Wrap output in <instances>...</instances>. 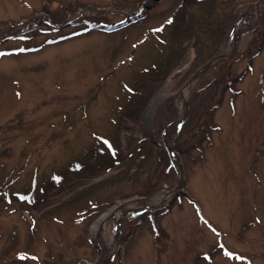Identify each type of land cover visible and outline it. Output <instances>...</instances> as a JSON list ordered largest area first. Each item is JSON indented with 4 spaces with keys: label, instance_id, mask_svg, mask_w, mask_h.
Instances as JSON below:
<instances>
[{
    "label": "rangeland",
    "instance_id": "1",
    "mask_svg": "<svg viewBox=\"0 0 264 264\" xmlns=\"http://www.w3.org/2000/svg\"><path fill=\"white\" fill-rule=\"evenodd\" d=\"M206 5L0 0V264H264V0Z\"/></svg>",
    "mask_w": 264,
    "mask_h": 264
},
{
    "label": "trees",
    "instance_id": "2",
    "mask_svg": "<svg viewBox=\"0 0 264 264\" xmlns=\"http://www.w3.org/2000/svg\"><path fill=\"white\" fill-rule=\"evenodd\" d=\"M205 1L207 2V5H206L205 11H204V15H203L204 17L203 18H205L206 21H204V23H203L202 26H200V30H201V28L203 26H204V28H206L207 25L212 24L211 23V20L212 19H214V18H219L220 19L221 17H220L219 11L223 8V6H226L230 2V0H205ZM225 14H227V13H225ZM201 22H203V21L201 20ZM145 142L148 143V142H151V140L146 139L143 142L142 141H139V145H141L142 147H144V145L146 146ZM137 148H139V146L138 147L137 146L135 147L136 150H137ZM135 149H132V148L129 149V151H128L127 154L126 153L125 154H122V158L121 159H118L117 158L118 156H115L114 158H116V160H115V162L114 161L113 162L114 163H117L118 166L123 165V166H126V168L129 167V163H131L132 161H134V160H131V159L132 158L135 159L134 156H133ZM115 150L117 151L118 148L116 147ZM138 157L141 158L140 161L143 162L144 161V158H146V155H144V156L139 155ZM113 162H112V164H113ZM126 172H127V170L125 171V174H126ZM80 195H81V193H78V197Z\"/></svg>",
    "mask_w": 264,
    "mask_h": 264
},
{
    "label": "water",
    "instance_id": "3",
    "mask_svg": "<svg viewBox=\"0 0 264 264\" xmlns=\"http://www.w3.org/2000/svg\"><path fill=\"white\" fill-rule=\"evenodd\" d=\"M209 64H211V60L210 61H207L206 63H205V65L204 66H208ZM198 73V71L196 70L188 79H187V81H186V83L187 82H189L196 74ZM182 119H183V117H182ZM181 119V120H182ZM170 150L173 152V149L172 148H170ZM181 185V179H180V181H179V183H178V186H180ZM169 203V202H168ZM165 204H167V203H165ZM164 204V205H165Z\"/></svg>",
    "mask_w": 264,
    "mask_h": 264
},
{
    "label": "bare ground",
    "instance_id": "4",
    "mask_svg": "<svg viewBox=\"0 0 264 264\" xmlns=\"http://www.w3.org/2000/svg\"><path fill=\"white\" fill-rule=\"evenodd\" d=\"M123 213H121L120 215H119V217H121V215H122ZM99 222V221H98Z\"/></svg>",
    "mask_w": 264,
    "mask_h": 264
}]
</instances>
